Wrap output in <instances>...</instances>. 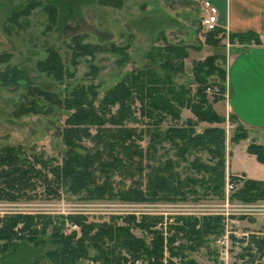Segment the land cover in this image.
I'll use <instances>...</instances> for the list:
<instances>
[{
  "label": "rangeland",
  "instance_id": "rangeland-1",
  "mask_svg": "<svg viewBox=\"0 0 264 264\" xmlns=\"http://www.w3.org/2000/svg\"><path fill=\"white\" fill-rule=\"evenodd\" d=\"M47 1L41 0L42 4L39 7L32 9L28 15L19 16L14 22L10 17L11 13L22 5L23 0H0V72L7 67L25 69L32 85L56 93L61 98L76 86L83 85L94 88L97 92L95 103L98 104L106 91L134 68H151L161 78L169 75L177 91L181 87L193 90L192 62L204 58L205 54L218 52V49L213 50V47L207 46L208 42L212 41L210 32L204 31L199 24L200 0H81L79 4L76 2L78 0H63V6L57 8L55 22L49 21L43 8ZM67 13L74 14L77 20L66 19L64 23L59 22ZM77 35L81 36L84 43L114 44L122 47L125 54L123 51L113 53L104 50L96 53L91 60L89 57L78 58L74 64L70 46L71 38ZM167 44L188 47L183 72L169 73L160 67L158 59L151 60V57H157L158 49L163 50ZM50 48L59 53L64 65L73 72L71 78L58 82L51 75L38 70L37 62L45 59ZM214 62L216 67L221 66L219 59ZM216 72L208 77L210 83L217 82ZM16 86L18 87L16 89L4 86L0 80V147H11L18 153L20 159L27 158L41 175L34 178L37 187L30 192L32 198L0 201V220L15 215L32 216L38 220L36 227L40 231L36 237L30 236L27 231L22 235L20 232L22 223H18L12 228L15 237L9 239L0 237V264H60L58 258L49 255L62 249L54 240L56 238L53 236V228H59L63 235L70 234L71 231L79 234L78 225L68 220L69 214L87 216L86 224L114 222L115 225H124L125 218L130 214L162 217L161 224L156 230L151 229L149 232L132 226L130 230L134 237L143 238L147 246L151 243L154 232H161L160 236L164 238V251L160 264H250L248 257L242 256L244 252L241 251V247L246 245L240 240L248 239L249 235H264V200L253 203L232 200L231 192L227 193L225 188L230 176L235 177L237 175L234 173H239L234 172V169L245 171L256 178L255 176L260 175V164L264 162L260 163L236 152L234 154L236 161L231 164L229 152L234 146L233 135H236V127L229 118L221 124L211 125L223 128L224 132V181L220 183V189H214L219 182H212L211 174L191 169L194 158L209 164L208 166L214 165L217 158L206 151L192 150L186 153L183 159L178 156L180 145L175 148L169 141H164L158 145L155 152L150 150L143 164L152 166L167 160L175 162V171L185 182L182 186L184 198L178 196L172 200L135 203L117 199L93 201L83 200L81 196L84 193L72 194L64 187L59 190L58 197H51L41 185L40 178L42 175L51 177V169L62 164V155L67 146L63 143L61 133L69 111L46 104V107L52 108L49 115L19 114L16 107L26 96V81L19 80ZM208 98L212 101L211 95H208ZM138 106L139 104L135 103V107ZM136 115L138 116L137 109ZM187 119L193 122L195 120L189 110L182 109L179 120L167 118L161 125L159 124V130L165 132L171 127L185 126ZM145 122L146 120L127 125L134 127L138 132L142 131V141L138 143L144 149L150 141V133L145 131L149 125ZM208 126L210 125L205 122H198L194 129L201 132ZM91 131L95 132L94 129ZM176 142L181 143L178 140ZM83 143L91 145L88 140H84ZM148 168L144 167L142 175L148 172ZM139 176V173H135L132 179L124 180L120 175H115L113 184L116 189L121 187L127 189ZM191 177L194 184H188L186 181ZM141 179V188L144 191L143 176ZM200 180L203 184L199 182ZM242 184V180L238 181L235 189L240 188ZM212 215L222 217L220 232L205 236L202 245L195 249L189 247L192 243L190 239L179 235L173 246L186 244L185 249L182 254L178 250L179 254H168L166 239L173 233L168 231V226L181 224L178 217ZM43 221L49 222L44 229ZM1 224L3 222L0 221V226ZM119 254L125 256L132 253L122 249ZM88 255V258L81 259L79 263L89 264L97 253L95 249L89 247ZM138 256L144 260L148 259L151 264H156L154 258L146 257V254ZM263 256L254 264H264Z\"/></svg>",
  "mask_w": 264,
  "mask_h": 264
},
{
  "label": "trees",
  "instance_id": "trees-1",
  "mask_svg": "<svg viewBox=\"0 0 264 264\" xmlns=\"http://www.w3.org/2000/svg\"><path fill=\"white\" fill-rule=\"evenodd\" d=\"M79 1L81 0L76 2L79 4ZM62 2L63 0H48L44 4L43 8L50 22H55L57 8L63 6ZM41 4V0H23L22 5L16 7L10 17L12 21L16 22L19 16L28 15L32 9ZM74 16V14L67 13L60 18L59 22L64 23L66 19L76 21L77 17ZM220 32L219 28L211 31L209 35H211L212 41H209L208 44L218 43L221 39ZM70 48L74 64L77 63L78 58L89 57L91 60L96 53L104 50L113 53L124 52V48L114 44L84 43L79 35L71 38ZM187 52L188 47L167 44L163 50L158 49L157 57H151V60L158 59L160 67L169 73H181ZM218 58V54H213L192 62L193 90L181 87L177 91L169 75L166 74L161 78L151 68H134L125 73L119 82L108 89L98 104L95 103L97 92L94 88L79 85L61 98L56 93L32 85L25 69L7 67L3 72H0V80L4 86L16 89L19 80L26 81V96L24 101L16 107L19 114L49 115L52 108L46 107V104L69 111V115L65 119L64 130L61 133L63 143L67 146L62 155V164L51 169V177L42 175L40 178L41 185L44 186L47 195L58 197L59 190L64 187L72 194L84 193L81 196L83 200L93 201L117 199L135 203L172 200L178 196L184 198L182 186L185 182L179 178L180 174L175 171V162L167 160L152 166L147 163L143 164V160L150 150L155 152L158 145L164 141H169L175 148L180 145L178 156L183 159L186 153H190L192 150L206 151L212 157L217 158L216 163L210 166L200 159L194 158L191 162V169L195 172L211 174V181L219 182L214 189H220V183L224 181V132L223 128L219 126H211L225 122V119L218 115L212 107V102L220 99L224 92L225 70L222 66L216 67L214 64ZM36 66L39 71L46 72L58 82H63L73 76V72L64 65L59 53L54 48L48 49L45 59L38 61ZM93 68L95 69V66ZM215 71H217L218 80L210 83L208 77ZM209 85H216L220 88V94L213 95L212 101L209 100L208 94L205 92ZM135 103L139 104L138 108L135 107ZM182 109L191 112L195 118L194 122L187 119L185 126L171 127L165 132L159 130L160 125L167 118L173 121L179 120ZM228 118L232 123L236 122L235 117L229 116ZM145 120V123L149 125L145 131L150 133V141L146 149L138 143L142 141V131L138 132L134 127L127 126L130 123H139ZM198 122H205L210 126L201 132H196L194 127ZM235 127L234 143L246 137V131L243 128L238 124ZM92 129L95 130L94 133H92ZM84 140H88L91 145L84 144ZM176 140L181 143L179 144ZM247 151L253 153L257 161L264 162V151L260 145L249 144ZM146 166L149 167L148 172L142 175ZM135 173H139L140 176L131 183L130 188H115L113 184L115 175H120L125 180L132 179ZM37 175L41 174L34 169L27 158L20 159L18 153L14 152L11 147H0V201L32 198L33 195L30 192L37 187V182L34 181ZM142 176L144 191L141 188ZM192 179V177L189 180L186 179L188 184H194L191 182ZM230 180L235 184L240 180L243 181L240 188L231 192L230 199L242 203L264 200L263 181L238 179L234 176H230ZM199 182L203 184L201 180ZM67 217L71 223L78 225L79 234L71 231L70 234L63 235L59 232V228H53V236L56 238L54 240L61 245L62 249L60 252L53 251L49 255L58 258L60 264H80L81 259L89 257V247L95 249L97 255L92 260L100 262L99 264H111L114 261H119L122 258V255L119 254L122 249L132 253L129 254L132 256L146 254V257L154 258L155 263L160 264L164 251V238L162 235L160 236L161 232L155 231L156 235L154 234L151 243L147 246L143 238L134 237L130 230L131 226L149 232L151 229L156 230L161 224L162 217L130 214L125 218L124 225H115L114 222L86 224L87 216L84 215L69 214ZM177 219L181 221V224H176L174 227L168 226V231L173 232L166 239V247L168 246L167 251L170 255L179 254L177 250L182 254L186 247V244L173 246L179 235L190 239L192 243L189 247L195 249L202 245L205 236L221 231V216H186ZM0 221L3 222L0 226V237L6 239L15 237L12 228L18 223H22L20 228L22 235L27 231L30 236L36 237L40 231L36 227L38 220L32 216L15 215ZM48 223L43 221L42 229ZM240 241L245 242L246 246L241 247V251L244 252L243 258L248 257V263L254 264L256 260L262 259L264 235H249L248 239L243 238ZM106 244H111V246H106Z\"/></svg>",
  "mask_w": 264,
  "mask_h": 264
},
{
  "label": "crops",
  "instance_id": "crops-1",
  "mask_svg": "<svg viewBox=\"0 0 264 264\" xmlns=\"http://www.w3.org/2000/svg\"><path fill=\"white\" fill-rule=\"evenodd\" d=\"M210 1L218 9L217 28L221 30V39L212 43L215 45L207 44L218 52L203 57L218 54L225 70L223 95L212 102V107L224 119L235 117L234 124L246 131V137L234 143L229 152L231 164L236 161V152L257 160L247 147L253 143L264 151V41L260 39L264 33V0ZM234 172L246 179L264 181V163L260 164V175L256 178L245 171L234 169Z\"/></svg>",
  "mask_w": 264,
  "mask_h": 264
},
{
  "label": "built area",
  "instance_id": "built-area-1",
  "mask_svg": "<svg viewBox=\"0 0 264 264\" xmlns=\"http://www.w3.org/2000/svg\"><path fill=\"white\" fill-rule=\"evenodd\" d=\"M200 16L199 24L204 31L211 32L218 27V9L210 0H200ZM260 39L264 41V33H261ZM205 92L208 95L220 94V88L216 85H209L206 87ZM238 179H245L242 175L235 176ZM236 184L231 180L226 182V192H232L235 189ZM119 261H114L111 264H151L148 259L144 260L141 256H132L126 254L121 256ZM264 259V256H263ZM89 264H99L93 260H90Z\"/></svg>",
  "mask_w": 264,
  "mask_h": 264
}]
</instances>
